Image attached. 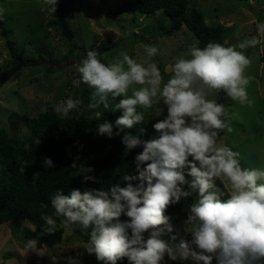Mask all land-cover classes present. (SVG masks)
Masks as SVG:
<instances>
[{"label": "clouds", "instance_id": "clouds-1", "mask_svg": "<svg viewBox=\"0 0 264 264\" xmlns=\"http://www.w3.org/2000/svg\"><path fill=\"white\" fill-rule=\"evenodd\" d=\"M56 5L57 0H43L41 11L48 6L55 12ZM257 42L253 37L227 47L214 42L203 49L192 46L172 64V75L163 86L155 63L145 67L125 53L121 60L105 64L96 50L86 52L76 67L79 78L72 85L84 84L91 90L87 107L107 109L110 97H124L115 104L114 111L121 112L115 124H99L97 134L112 138L124 133L125 148L140 147L142 151L135 156V174L122 176L125 186L83 192L73 189L69 195L57 191L51 197L55 215L62 218L60 226L69 231L79 227L89 237L82 244L83 251L75 255L48 253L51 264H82L85 254L94 256L97 264H118L125 258L127 264H264V168H243L240 154L218 141L219 131L232 129L221 119L224 105L207 99L209 94L223 91L234 101L251 104L244 75L250 61L237 48ZM144 48L149 58L158 52L152 45ZM159 101L166 106L167 115L153 124L155 138L145 141L125 131L144 121L138 108L150 109ZM80 104L79 99L69 97L57 103L54 111L64 119ZM101 116L100 111L94 112L97 120ZM24 147L25 151L29 148ZM28 166V161L21 160L20 172L25 173ZM42 166L54 164L44 157ZM92 172L82 169L84 182H98ZM194 193L197 198L188 206L183 222L186 235L181 236L165 213ZM41 220L44 231L53 233V217L42 215ZM38 243L28 239L24 250L43 256Z\"/></svg>", "mask_w": 264, "mask_h": 264}, {"label": "rangeland", "instance_id": "rangeland-1", "mask_svg": "<svg viewBox=\"0 0 264 264\" xmlns=\"http://www.w3.org/2000/svg\"><path fill=\"white\" fill-rule=\"evenodd\" d=\"M65 2L73 9L70 26L75 35L74 43L78 45L73 53H70L71 43L63 39L58 31L48 28L47 23L54 19V15L48 6L41 11L43 0H0V21L9 32L4 37L0 30V77H6L0 83V129L12 138L26 134L27 129L22 122L25 117L35 118L44 113L45 108H54L77 92L81 101L85 88L91 94L87 85H72V80L79 78L76 67L86 58L88 50L99 53L100 45L116 43L112 50L98 56L102 62L114 63L126 53L145 67L155 63L162 75L163 86L172 75L171 66L175 60L186 54L190 47H199L197 38L186 26L171 36L163 35V30L169 25L168 17L162 11L141 14L136 0ZM190 3L202 13L204 20L208 21L207 25L221 28V44L225 47L251 40L257 28L258 42L245 49L237 48L250 61L244 75L249 81L246 90L251 104L234 101L223 91L213 92L207 99L217 103L224 101L225 123L232 129L229 132L225 128L218 141L240 154L243 168H264V0H190ZM123 4H134L136 8L117 16L111 14ZM32 29L37 33H32ZM7 39L17 53L31 60L21 66L15 65L6 46ZM145 45L157 47V54L149 58ZM37 48L44 59L37 54ZM128 95H131V89ZM109 102L110 109L114 110L119 100L110 97ZM140 111L151 126L167 115L162 101ZM61 219L56 216V226L61 227ZM183 222L181 220L175 226V232L181 236L186 235ZM23 228L32 226L24 222L18 228L11 224L0 225V264H51L48 253L75 255L83 251L86 232L80 228V232L64 229L59 248H43L44 255L37 256L23 249ZM82 264H97V261L94 256L85 254Z\"/></svg>", "mask_w": 264, "mask_h": 264}, {"label": "trees", "instance_id": "trees-1", "mask_svg": "<svg viewBox=\"0 0 264 264\" xmlns=\"http://www.w3.org/2000/svg\"><path fill=\"white\" fill-rule=\"evenodd\" d=\"M136 3L137 10L141 14L162 11L168 17L169 25L163 30V35L171 36L186 26L197 38L201 49L209 42L220 44L222 42L221 28L207 25L202 13L191 5L190 0H136ZM135 8L134 4H123L111 11V14L117 16L132 12ZM53 15L54 19L47 23L48 28L58 31L63 39L69 41L70 53H73L78 48V45L74 43L75 35L70 26L73 9L65 0H57ZM0 30L2 36H8V29L2 21H0ZM31 32L37 33L33 29ZM6 46L15 60V65L21 66L31 60L17 53L9 39L6 41ZM115 46L116 43L113 42L100 45L99 53L110 51ZM37 49V54L44 59L40 49ZM5 79V75H2L0 83H3ZM78 94L79 92L70 97L78 99ZM90 96V92L85 88L78 110L71 112L64 119H61L54 108L50 107L35 118L25 117L22 122L27 131L19 138H12L4 129H0V225L11 224L18 228L22 222L26 220L30 222L32 228L22 230L23 249L28 239H37L39 241L37 247L40 249L57 248V245L62 244L64 228L56 226L53 233L49 234L44 231L45 222L41 220L42 215H51L55 220L51 197L57 191L69 195L73 189L83 192L91 189L108 190L116 184L123 187L126 182L122 181V176L135 174V156L142 151V148L127 150L122 144L124 133L119 136L114 134L112 138L98 135L97 126L104 122L114 125L121 112L111 110L110 107L105 109L103 106L98 109H89L87 105L90 102ZM123 98L118 97L116 100ZM218 104H223L225 107L223 100H220ZM95 111L102 113L99 120L94 117ZM138 111H140L139 108ZM221 119L225 121V115ZM113 131L115 133L118 130L114 127ZM125 131L145 141L156 136L155 130L145 118L141 124ZM224 133L225 129L219 131L218 137H222ZM38 139L39 144L36 143ZM25 145L29 146L27 151H25ZM44 157L50 158L54 166L43 168ZM21 160H26L29 164L23 174L19 170ZM73 163L77 167L73 168ZM83 168L93 169L90 175L95 176L98 182H84L81 176ZM35 173L39 175L33 179ZM186 178L191 180L190 177ZM217 185L223 187L220 181H217ZM196 198L197 194L194 193L166 210L165 215L171 217L174 230L179 221L187 219L188 206ZM125 218L122 217V219ZM73 230L80 232L79 227H74ZM88 238L85 234L83 242H87ZM118 264H127V259L118 261ZM175 264H181V262L178 261ZM184 264H193V262L188 261Z\"/></svg>", "mask_w": 264, "mask_h": 264}, {"label": "water", "instance_id": "water-1", "mask_svg": "<svg viewBox=\"0 0 264 264\" xmlns=\"http://www.w3.org/2000/svg\"><path fill=\"white\" fill-rule=\"evenodd\" d=\"M256 31H257V28L255 29V32L253 33L252 38H253V37L256 38V35H257V32H256Z\"/></svg>", "mask_w": 264, "mask_h": 264}]
</instances>
